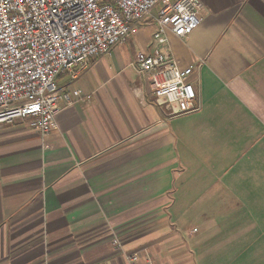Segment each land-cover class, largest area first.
Wrapping results in <instances>:
<instances>
[{"label": "crops", "instance_id": "crops-1", "mask_svg": "<svg viewBox=\"0 0 264 264\" xmlns=\"http://www.w3.org/2000/svg\"><path fill=\"white\" fill-rule=\"evenodd\" d=\"M197 2L199 26L159 47L193 66L197 111L137 75L143 22L131 63L119 43L57 77L50 134L0 124V264H264V0Z\"/></svg>", "mask_w": 264, "mask_h": 264}, {"label": "built area", "instance_id": "built-area-1", "mask_svg": "<svg viewBox=\"0 0 264 264\" xmlns=\"http://www.w3.org/2000/svg\"><path fill=\"white\" fill-rule=\"evenodd\" d=\"M198 11L197 0H0V124L26 121L41 138L50 134L58 100L69 102L57 77L76 79L143 22L154 24L153 53L134 56L137 75L172 114L197 111L200 101L189 80L193 66L179 67L159 47L167 34L182 39L195 30ZM124 257L127 264H153L137 252Z\"/></svg>", "mask_w": 264, "mask_h": 264}, {"label": "rangeland", "instance_id": "rangeland-1", "mask_svg": "<svg viewBox=\"0 0 264 264\" xmlns=\"http://www.w3.org/2000/svg\"><path fill=\"white\" fill-rule=\"evenodd\" d=\"M159 7V4L152 9V14H155L157 12V9ZM132 38H130V36H128L123 42H121L120 45L124 46V59L123 61H125V63H131L132 62V58L134 56V53L138 51V48L133 47L130 45V40Z\"/></svg>", "mask_w": 264, "mask_h": 264}]
</instances>
